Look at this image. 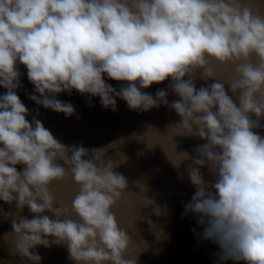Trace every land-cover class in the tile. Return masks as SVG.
<instances>
[{
	"label": "clouds",
	"instance_id": "clouds-1",
	"mask_svg": "<svg viewBox=\"0 0 264 264\" xmlns=\"http://www.w3.org/2000/svg\"><path fill=\"white\" fill-rule=\"evenodd\" d=\"M17 61L41 97L29 99L65 116L74 106L55 94L73 89L99 96L113 111L116 97L143 112L168 105L164 90L153 98L141 89L170 78L180 97L169 105L180 117L177 136L207 141L196 157L182 153L195 165L188 166L196 191L185 214H199L203 239L219 246L222 260L264 264V138L253 131L264 116V15L258 9L245 0H0V87L7 89L0 96V200L37 214L12 220V254L39 264L42 257L31 250L55 244L65 245L77 264H136L124 258L130 237L111 211L128 187L114 171L127 157L106 160V148L69 147L41 121L29 123L14 91ZM212 62L234 66L227 84L233 94L239 91V106ZM198 71L214 82L197 89ZM104 74L127 86L116 92ZM17 164L26 167L19 172ZM206 164L218 177L214 194L201 175ZM69 177L78 188L70 209L57 206L49 188ZM46 211L55 219L39 215Z\"/></svg>",
	"mask_w": 264,
	"mask_h": 264
},
{
	"label": "water",
	"instance_id": "water-1",
	"mask_svg": "<svg viewBox=\"0 0 264 264\" xmlns=\"http://www.w3.org/2000/svg\"><path fill=\"white\" fill-rule=\"evenodd\" d=\"M245 2L264 15V0ZM211 67L216 72L217 80L224 83L227 94L239 106V91L233 94L227 84L234 77V66L221 69L212 62ZM16 68L20 73V87L14 91L28 110L25 118L29 123L34 118L41 121L59 142L69 147L82 145L90 150L106 148V160L120 163L124 156L127 157L126 162L119 164L114 171L127 178L128 187L118 204L111 209L118 225L130 237L125 259L135 260L136 264H245L244 261L222 260L219 246L203 239L205 225L198 224L199 214H185V205L196 191L189 180L188 166L195 165L192 159L183 160L182 153L187 152L190 157H196L197 147L207 141L199 137L177 136L174 126L180 117L169 105L180 97L169 87L172 83L170 78L141 89L153 98L158 90H164L168 105L160 103L159 107L143 112L129 109L124 100L116 97V110L113 111L111 107L102 106L99 96L81 95L73 89L70 93L55 94L57 100L74 106V113L65 116L29 99L31 95H36L38 99L41 97L28 80L26 67L17 61ZM102 78L116 92L127 86V82L111 80L106 74ZM187 78L186 75L183 79ZM213 82L211 79H202L199 71L194 77L197 89L208 87ZM6 92L7 89L0 87V96ZM45 95L51 96L47 92ZM249 115L252 120H256L255 115ZM253 131L264 138V116L259 120V127ZM168 159L180 165L179 168L174 167ZM15 167L22 172L26 166L17 164ZM200 171L208 191L214 194L211 185L217 180V175L209 172L207 164ZM49 188L57 198V206L62 203L70 209L71 201L78 191L72 179L69 177L64 182H53ZM35 215L27 206L18 210L15 201L8 204L0 200V264H32L19 254H12L14 236L11 235V222L20 217L32 219ZM39 215L55 219L47 211ZM6 234L9 235L5 238ZM47 239L51 242L53 238ZM31 251L42 257L39 264H77L69 259L65 245H38Z\"/></svg>",
	"mask_w": 264,
	"mask_h": 264
}]
</instances>
